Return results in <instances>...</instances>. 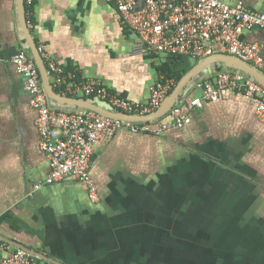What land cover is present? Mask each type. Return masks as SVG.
Returning <instances> with one entry per match:
<instances>
[{
	"label": "crops",
	"instance_id": "1",
	"mask_svg": "<svg viewBox=\"0 0 264 264\" xmlns=\"http://www.w3.org/2000/svg\"><path fill=\"white\" fill-rule=\"evenodd\" d=\"M221 1L264 13V0ZM33 15L28 28L54 90L43 54L121 97L149 102L150 86L161 77L157 67L170 58L144 55L114 4L37 0ZM241 39L262 45L264 55V31L243 29ZM20 50L35 61L19 0H0V216L10 215L0 220V258L11 256L17 243L38 264H264V119L254 98L228 90L217 102L187 111L191 121L182 128L101 139L91 169L100 200L93 203L87 186L73 177L44 183L50 158L40 148L38 112L12 62ZM189 60L193 68L203 61ZM222 71L248 73L212 62L183 85L174 104L199 95L196 83ZM49 103L60 111H86L52 98ZM170 110L134 122L169 123Z\"/></svg>",
	"mask_w": 264,
	"mask_h": 264
},
{
	"label": "built area",
	"instance_id": "2",
	"mask_svg": "<svg viewBox=\"0 0 264 264\" xmlns=\"http://www.w3.org/2000/svg\"><path fill=\"white\" fill-rule=\"evenodd\" d=\"M105 1L114 4L123 25L138 34L144 55L153 53L165 59L180 55L204 60L212 55L226 54L252 64L264 75L262 45L241 39L243 29L264 31V13L244 6H230L221 0ZM33 2L25 0V6H32ZM43 57L48 61L54 87L59 89L60 95L98 98L109 102L119 114L149 115L161 106L176 86L174 79L161 76L150 86L149 102H136L114 93L100 81L79 80L49 56L43 54ZM12 62L25 81L31 107L38 112L36 126L40 148L50 158V173L44 183L54 184L73 177L87 186L93 203L98 202L100 196L91 169L95 146L103 138H112L121 131L160 136L170 127H183L190 123L187 111L202 109L206 102H217L228 90L254 98L257 115L264 119V86L244 72L222 71L213 78L198 81L196 88L200 94L179 98L170 110L171 122L159 121L153 127L149 122L136 123L88 109L84 112L53 109L37 63L25 50L16 53ZM0 264L38 263L28 251L18 248L11 256L0 258Z\"/></svg>",
	"mask_w": 264,
	"mask_h": 264
},
{
	"label": "water",
	"instance_id": "3",
	"mask_svg": "<svg viewBox=\"0 0 264 264\" xmlns=\"http://www.w3.org/2000/svg\"><path fill=\"white\" fill-rule=\"evenodd\" d=\"M19 14H20L21 24L23 26L25 33H26L27 39L31 45V49H32L33 54H34L35 61H36L37 66L40 70V74H41L43 83L46 87V90L48 92L49 97L56 100V101L63 102L66 104L75 105V106H78V107H81L84 109H88V110H93L95 112L101 113V114L106 115V116L116 117V118H120V119L139 120V121H149L151 119H156V118L162 117L166 112H168L173 107L176 98L179 97V93L182 90L183 85L188 80H190V78H193L200 71H202V69H204L207 65L211 64L212 62L222 61V62H227L229 64H232V65H234L240 69L247 71L248 73L253 75L255 78H257L264 85V76L258 70H256L254 67H252L249 63L240 61V60L233 58V57L226 55V54H216V55H212V56L205 58L202 62L196 64V66L190 72L185 74L181 78L179 84L173 90L171 95H169L164 100V102L161 104V106L159 107V109L155 113H153L149 116H134V115H130V114H119V113H116L115 111H109V109L110 110H114V109L112 108L110 103L107 101L102 100L103 101L102 105L98 106V105H95L88 100L73 98V97H66V96H62L58 92H56L54 90L52 84L50 83L49 79H48L46 67L42 61L41 53L39 51V48H38L36 42L34 41V38L31 34L30 29L28 28V24H27V20H26L25 0H19ZM193 62L195 63L196 61L193 60ZM15 245L21 249L27 250L28 252L31 251L21 244L15 243Z\"/></svg>",
	"mask_w": 264,
	"mask_h": 264
},
{
	"label": "trees",
	"instance_id": "4",
	"mask_svg": "<svg viewBox=\"0 0 264 264\" xmlns=\"http://www.w3.org/2000/svg\"><path fill=\"white\" fill-rule=\"evenodd\" d=\"M36 3H37V0H34L32 6H27V5L25 6L27 21H29V22L31 21L32 23H34V25H35V17L33 15V12H34ZM32 30H33V28H32ZM165 61L166 62H164L161 66L157 67V69L160 71L159 75L164 76L165 79H174L175 82H177V83L194 66V65L191 64L189 58L186 57V56L173 55V56L170 57L169 60H165ZM62 66L65 68L64 65H62ZM65 70L68 71V72L69 71L73 72L76 75L77 79L85 80V79L81 78V74L75 69V67L69 65L68 68H65ZM55 90L57 92H60L58 88H55ZM68 96L69 97H73V98L77 97V96H74V95H71V94H68ZM84 98H86V97H84ZM171 128H174V127H170L169 129H171ZM177 128H181V127H177ZM8 218H10L9 214H3L2 216H0V220H5V219H8Z\"/></svg>",
	"mask_w": 264,
	"mask_h": 264
},
{
	"label": "rangeland",
	"instance_id": "5",
	"mask_svg": "<svg viewBox=\"0 0 264 264\" xmlns=\"http://www.w3.org/2000/svg\"><path fill=\"white\" fill-rule=\"evenodd\" d=\"M160 122H161V120H160ZM149 124H151L153 127H155V123H152V122H149ZM184 127V126H183ZM182 128V127H181ZM135 134H137V133H135ZM142 135H151V136H153V134H150V133H145V134H142ZM206 225V226H208L209 224H207V223H201L200 225Z\"/></svg>",
	"mask_w": 264,
	"mask_h": 264
}]
</instances>
